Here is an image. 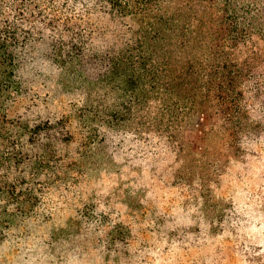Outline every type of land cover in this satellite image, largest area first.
I'll list each match as a JSON object with an SVG mask.
<instances>
[{
	"label": "rangeland",
	"instance_id": "obj_1",
	"mask_svg": "<svg viewBox=\"0 0 264 264\" xmlns=\"http://www.w3.org/2000/svg\"><path fill=\"white\" fill-rule=\"evenodd\" d=\"M43 53L20 71L19 94L1 114L31 127L67 121L52 164L59 171L32 179L30 170H11L20 195L0 205V264H251L264 253V64L244 84L238 128L208 100L178 127L170 115L157 124L155 102L128 122L121 92L92 79V107L123 120L85 129L78 111L88 87ZM167 126L177 139L166 138ZM22 133L9 131L17 140L10 149L39 155L43 147ZM0 172L1 183L8 170Z\"/></svg>",
	"mask_w": 264,
	"mask_h": 264
},
{
	"label": "trees",
	"instance_id": "obj_2",
	"mask_svg": "<svg viewBox=\"0 0 264 264\" xmlns=\"http://www.w3.org/2000/svg\"><path fill=\"white\" fill-rule=\"evenodd\" d=\"M40 50L45 60L88 87L78 111L85 129L95 121L112 127L123 120L111 122L106 108L92 107L91 87L97 82L92 79L121 92L124 113L131 115L126 121H132L136 107L155 102L157 124L170 115L178 127L192 105L208 100L217 115L238 128L244 84L264 64V0H0V170H8V179L0 183L3 208L14 206L12 195H20L8 181L12 169L19 174L30 170L32 179L59 171L52 164L57 144L65 141L61 133L67 121L31 127L1 114L3 102L9 105L19 94L20 71ZM15 122L18 127H12ZM12 128L42 152L30 156L24 146L11 150L17 143L9 134ZM169 129L166 138L177 139ZM39 137L46 142L40 144ZM250 263L264 264V253Z\"/></svg>",
	"mask_w": 264,
	"mask_h": 264
}]
</instances>
